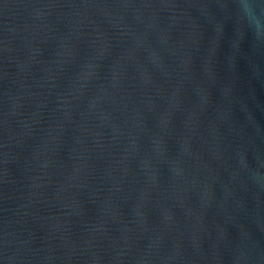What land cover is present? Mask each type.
Here are the masks:
<instances>
[{
	"label": "water",
	"instance_id": "95a60500",
	"mask_svg": "<svg viewBox=\"0 0 264 264\" xmlns=\"http://www.w3.org/2000/svg\"><path fill=\"white\" fill-rule=\"evenodd\" d=\"M0 264H264V0H0Z\"/></svg>",
	"mask_w": 264,
	"mask_h": 264
}]
</instances>
